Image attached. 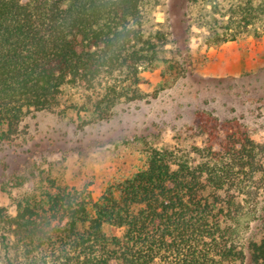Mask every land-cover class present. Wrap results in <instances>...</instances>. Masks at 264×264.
<instances>
[{"label":"trees","instance_id":"1","mask_svg":"<svg viewBox=\"0 0 264 264\" xmlns=\"http://www.w3.org/2000/svg\"><path fill=\"white\" fill-rule=\"evenodd\" d=\"M198 11L193 16L194 6ZM159 0H0V126L14 135L28 110L54 111L66 89L96 119L147 95L142 74L161 63L174 78ZM187 29L219 45L264 37V0H195ZM174 61V63H173ZM197 125L194 155L146 145L145 165L95 198L60 186L0 207V264H264V233L240 241L264 196V141L236 121ZM147 144V143H146ZM117 233L108 232L106 228Z\"/></svg>","mask_w":264,"mask_h":264},{"label":"rangeland","instance_id":"2","mask_svg":"<svg viewBox=\"0 0 264 264\" xmlns=\"http://www.w3.org/2000/svg\"><path fill=\"white\" fill-rule=\"evenodd\" d=\"M159 1L149 24L167 32L164 53L169 60L174 56L175 78L164 82L165 63L143 72L141 89L147 96L117 104L103 120L75 109L73 103L84 102L82 92L66 89L54 111H26L9 138L2 137L6 128L0 126V207L14 214L16 200L39 194L50 180L86 185L97 198L145 165L146 145L194 155L193 147L206 139L197 127L205 119L236 121L264 141V37L205 45L206 33L185 23L195 0ZM193 11L195 17L197 4ZM261 200L258 215L263 217L264 196ZM258 219H243L241 242L263 235Z\"/></svg>","mask_w":264,"mask_h":264}]
</instances>
